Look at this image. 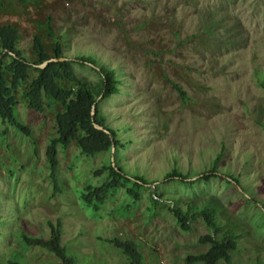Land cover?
<instances>
[{
	"label": "rangeland",
	"instance_id": "374dc122",
	"mask_svg": "<svg viewBox=\"0 0 264 264\" xmlns=\"http://www.w3.org/2000/svg\"><path fill=\"white\" fill-rule=\"evenodd\" d=\"M4 26L18 30L30 65L14 93L32 134L0 116V264H61L22 239H48L58 221L76 264H131L115 240L134 241L146 264H205L190 257L207 252L211 243L201 239L214 230L202 216L183 229L171 206L191 215L216 208L215 237L236 235L233 263L264 264V0H0ZM35 36L50 55L61 36L80 78L97 83L108 66L121 81L98 103L123 147L87 155L76 141L59 146L57 184L46 148L64 106L46 96L43 112L28 105L42 67ZM2 50L0 37L9 64ZM171 82L187 91L186 102ZM110 162L148 183L139 200L119 188L94 209L86 188L104 181L97 171ZM174 168L186 178L168 177Z\"/></svg>",
	"mask_w": 264,
	"mask_h": 264
},
{
	"label": "trees",
	"instance_id": "16d2710c",
	"mask_svg": "<svg viewBox=\"0 0 264 264\" xmlns=\"http://www.w3.org/2000/svg\"><path fill=\"white\" fill-rule=\"evenodd\" d=\"M20 1L26 4L31 0ZM50 29L54 31L51 26ZM0 37L3 46L2 54L3 51H6L11 56L9 64H6L3 59L0 60V116L19 131L30 136L32 134L31 128L18 119L16 115L18 100L14 93L20 83L27 78L30 65L17 47L19 34L16 28L12 26L1 27ZM34 48L39 58V64L42 65L46 61L53 60L40 67L37 77L33 79L30 90L26 93L29 107L37 112H43L45 96L50 101L59 102L64 106L63 111L58 112L56 116L57 134L50 139L46 148L50 178L54 184H57L59 146L67 147L73 141H76L81 151L87 155L108 151L114 147H123L118 131L107 124L106 117L99 109L98 103L100 97L107 98L118 93L121 81L117 78L115 70L108 66L98 68L100 80L94 84L77 76L71 61L63 54L61 36H55L53 55L46 51L39 36H35ZM62 58L65 59L62 60ZM84 59L95 64V61L90 58L86 57ZM10 75L11 82H9ZM65 79L69 81V87L62 84ZM171 84L181 99L186 102L188 100L187 91L178 83L171 82ZM93 107H95L94 115ZM96 125L101 126L103 129L97 128ZM215 171V168H213L211 170L212 174ZM104 172L106 173L104 181L97 186H87L84 194V198L88 203L93 204L94 209L100 208L119 188H126L130 195L139 200L141 198L139 189L148 183L144 176H132L116 162H110L97 171L99 174ZM167 176L186 178V175L178 168H174ZM205 177L208 178L210 175L207 174ZM235 180L238 181L237 178ZM153 199L157 201V198L153 197ZM170 211L185 230L191 229L192 218L202 216L215 232L213 235L203 236L201 240L210 242L211 246L207 252L190 257L191 261L217 264L219 261L224 260L227 264H234L231 251L237 245L236 235L225 232L220 238L215 237V234L221 231V227L216 220V208L203 206L193 212L192 215L179 207L171 206ZM49 225L51 232L48 239L22 234L25 244L27 246H39L51 251L58 257L61 264H76L68 254L66 246L62 243L60 221ZM114 242L128 256L131 264H146L142 252L134 241L115 240ZM10 264L29 263L11 260Z\"/></svg>",
	"mask_w": 264,
	"mask_h": 264
},
{
	"label": "water",
	"instance_id": "95a60500",
	"mask_svg": "<svg viewBox=\"0 0 264 264\" xmlns=\"http://www.w3.org/2000/svg\"><path fill=\"white\" fill-rule=\"evenodd\" d=\"M65 58H62V60H64ZM51 60H53V59H51ZM51 60H49V61H51ZM56 60V59H55ZM49 61H46V62H44L43 64H42V66H44L45 64H47ZM94 113H95V107H93V115H94ZM96 127L97 128H99V129H103L101 126H99V125H96Z\"/></svg>",
	"mask_w": 264,
	"mask_h": 264
}]
</instances>
